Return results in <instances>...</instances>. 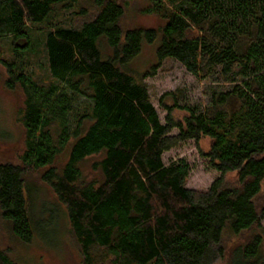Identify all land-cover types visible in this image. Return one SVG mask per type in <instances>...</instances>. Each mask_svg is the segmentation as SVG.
Returning <instances> with one entry per match:
<instances>
[{
	"label": "trees",
	"instance_id": "16d2710c",
	"mask_svg": "<svg viewBox=\"0 0 264 264\" xmlns=\"http://www.w3.org/2000/svg\"><path fill=\"white\" fill-rule=\"evenodd\" d=\"M131 1L0 0V37L11 36L16 51L29 48L28 26L59 8L92 14L48 33V84L0 51L6 86L24 96L25 129L21 163L0 164L1 218L19 241H32L25 187L30 172L46 169L41 178L66 207L83 264H215L226 239L236 243L230 264H264V0H143L142 12L165 24L124 29ZM159 37L146 77L173 59L220 84L203 108L180 105L178 91L164 94V123L147 85L126 70ZM176 109L188 115L176 120ZM204 138L211 147L201 156L220 177L195 191L186 188L189 163L167 166L163 155ZM93 156L101 158L88 178L80 164ZM0 264L16 263L0 251Z\"/></svg>",
	"mask_w": 264,
	"mask_h": 264
},
{
	"label": "rangeland",
	"instance_id": "374dc122",
	"mask_svg": "<svg viewBox=\"0 0 264 264\" xmlns=\"http://www.w3.org/2000/svg\"><path fill=\"white\" fill-rule=\"evenodd\" d=\"M147 6L148 4L143 0L131 1L126 8V16L122 22L123 28L160 29L165 21L155 15L144 14L142 9ZM79 13V8L72 10L59 8L44 23L29 25L30 42L29 48L25 50L16 51L11 36L0 37V51L3 59L9 63H15L17 70L23 71L40 83L48 84L55 81L50 71L46 51L47 35L51 30L80 25L84 20H89L92 15L90 13L83 16ZM160 42L161 37L152 44L143 43L141 53L126 70L147 85L152 103L164 123L167 112L161 107L159 101L164 94L178 91L180 105L203 108L210 102L211 87L218 88L220 84L213 82V79L198 80L181 63L173 59L163 61L153 76L146 77V72L158 62L157 50ZM21 44L24 45V42ZM105 45L107 46L106 38L103 37L100 40V46ZM7 79V72L0 65V164L5 162L20 164V158L25 150V129L19 122L18 112L23 107L24 96L19 89H9L6 86ZM187 115L185 110L173 111V117L176 120H183ZM177 133V131L173 132V134ZM210 147L211 139L209 138L199 142L186 141L165 153L163 161L168 166L181 159L186 160L191 168L186 188L206 191L220 177V173L212 168L209 160L201 156V151L207 152ZM100 158L99 156L89 157L80 164L82 172L88 178L93 177L91 164ZM66 159L65 153L57 159L55 165L62 167ZM45 171L46 169L30 172L25 187L32 220V241L24 243L15 238L10 224L0 216V251L8 253L16 264H83V257L73 236L66 207L60 203L53 189L41 178ZM226 180L236 184V174H228ZM223 246L226 254L224 257L219 256L215 264H230L232 261L231 250L236 247V243L232 242V239L230 241L226 239Z\"/></svg>",
	"mask_w": 264,
	"mask_h": 264
}]
</instances>
